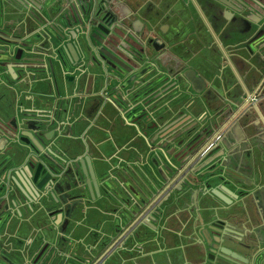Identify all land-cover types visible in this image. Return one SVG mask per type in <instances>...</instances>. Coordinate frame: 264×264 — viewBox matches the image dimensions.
I'll return each mask as SVG.
<instances>
[{
  "label": "flooded vegetation",
  "instance_id": "obj_1",
  "mask_svg": "<svg viewBox=\"0 0 264 264\" xmlns=\"http://www.w3.org/2000/svg\"><path fill=\"white\" fill-rule=\"evenodd\" d=\"M32 4H44L46 19L41 23L27 20L26 33H37L23 41L30 45V58L45 56L44 61L31 62L25 76L14 56L26 54L12 43L7 50L0 46V202L9 207L11 201L16 202L11 209L14 215L20 214L23 227L7 240L12 248L27 247L32 258L43 257L49 244L42 226L53 222L61 231L63 214L76 198L85 196L86 200L85 205L76 202L78 211L96 206L111 216L125 213L126 202L137 197L141 209L148 206L142 225L147 264H174L178 250L184 257L187 247L194 259L184 264H264V218L258 223L246 203L257 188H264V179L259 181L248 169L258 161L257 148L264 149V0H33ZM83 4H90L97 13L85 36L74 32L77 21L73 22L82 16ZM65 17L72 29L64 33L67 45L60 47L58 30ZM1 24L3 32L14 27V23ZM13 33L21 34L20 30ZM2 37L0 31V42ZM107 106L143 135V167H157L163 176L174 178L165 190L156 182L142 193L128 182L124 163L130 140L115 133L116 126L104 114ZM46 115L70 123L71 131L67 126L47 125ZM77 124L81 126L78 136L74 133ZM90 126L108 135L118 161L119 168L107 177V186L97 183L96 187L89 177L68 180L59 170L54 189L41 201L28 189L26 195L19 192L12 179L17 166L32 165L34 152L41 145L48 149L58 132H69L76 137L73 142L84 144ZM6 131L12 140L5 139ZM35 131L42 132L40 141L33 135ZM232 160L241 161L240 167ZM218 164L220 170L208 172ZM168 166L173 173L165 170ZM183 167L186 170L176 177ZM238 174L248 178L242 180ZM47 175L45 171L38 181L43 183ZM184 179L188 189L180 199L179 186L183 191L187 188ZM240 186L253 190L252 194L244 195ZM202 188L207 197L205 224L213 225L208 244L200 246L194 242L199 217L191 224L188 217L199 209L195 202ZM68 200H72L70 204ZM181 211L185 214L182 223L189 229L180 236L185 243L179 244L178 239L168 242ZM7 212L0 213V226L6 223ZM121 222L122 229L106 237L98 249L97 240H82L90 247L88 264L105 249L95 264H106L117 255L122 259L115 263H124L123 242L128 234L112 245L127 224ZM39 229L45 232L42 239ZM99 229L94 230L97 236L104 234L103 227ZM148 244L166 247L148 250ZM1 247L0 243V264H8L10 253ZM157 255H162L158 262Z\"/></svg>",
  "mask_w": 264,
  "mask_h": 264
},
{
  "label": "water",
  "instance_id": "obj_2",
  "mask_svg": "<svg viewBox=\"0 0 264 264\" xmlns=\"http://www.w3.org/2000/svg\"><path fill=\"white\" fill-rule=\"evenodd\" d=\"M33 0H0V22L1 27L4 23H14V27L10 31L3 32L0 28L1 34L3 37L1 38L0 46L1 48L7 50L12 43L13 47L15 49L20 50V53L24 52L26 56H14L15 59L18 61V67L21 69V72L27 76L29 74V68L31 66V62L34 61H44V57L40 60H33V58H30V51H29V44L24 43V38L27 36H30L34 33H37L36 30L30 31L29 33H26V26L25 22L32 21L34 23H41L46 19V12L47 8L44 6V4H32ZM41 3H44L45 0H38ZM87 1V0H85ZM90 4H83L81 6V14L82 16L78 19H75L73 21L77 25H75L74 32H77L82 35H86L89 28V22L95 15L97 17V13L93 12V8L89 6ZM264 17V15H262ZM68 20V21H67ZM264 23V22H262ZM74 27V26H72ZM71 28V23L67 17H65V23L59 24V30L60 34L58 35V42L60 47H62L64 41L63 37L65 36L64 33H69V30ZM20 30L21 34L15 35L13 32H16ZM22 32L25 34L22 35ZM43 38V37H42ZM62 43V44H61ZM67 44L64 43V46ZM44 55V54H43ZM13 66H17L14 64ZM44 68V67H42ZM37 111V110H36ZM40 112V111H39ZM242 113L244 115H247V108H243ZM45 121L47 125H57V126H67V130L71 131V124L66 123L65 120L59 121L58 119L53 118L51 115L45 116ZM39 125L41 122L38 123ZM59 129V128H58ZM7 135L5 139L12 140V135H10L7 131L5 132ZM33 135H37L36 139L38 137L42 136V132H36ZM40 138H38L39 140ZM73 139H76L75 136H72L69 132L63 133L58 132L54 138H52L48 145V149H44L43 146L38 142L41 147H39L32 157L33 164L27 167L17 166L13 170V181L15 182L19 192H21L23 195H26L27 189L30 191L31 194H33L36 198V200L41 201L42 197L47 193V191H52L54 189V186L57 182V178L59 177L58 171H64V176L69 179H76L84 177H89L88 180H92L94 185L97 187V183L107 186V177L111 176L108 174L107 176H103L102 178H99L97 176V171H99V168L103 164L102 158L104 161H107V158L102 157H94V159H90L87 156H84L83 154L75 155L73 158H71L69 155L72 153V151L76 148L78 143L72 141ZM40 141V140H39ZM78 147V146H77ZM259 155L257 157V162L254 164H251L248 166V169L253 172V175L257 176V178L262 180V168L261 164L264 163V149H258ZM201 153V150L197 151L195 156H199ZM213 159V158H212ZM211 159V160H212ZM99 160V161H98ZM232 162L240 167L241 161L239 160H232ZM221 166L218 164L214 168H210L208 172H214L218 169L220 170ZM156 170V172H155ZM170 174L173 173V167L168 166V168H165ZM186 170L184 167L180 169L176 173V177L183 174V171ZM45 171H48V178L43 181V183H40L38 179L40 176L45 173ZM6 172V171H5ZM4 172V174H5ZM109 172V170H108ZM149 172L152 175L151 178L146 179L147 183L143 181V183H140L142 179L138 177H132L127 176L128 178H133L132 184L137 187V191L139 192L145 190V187L152 186L153 184L159 183L161 186H164L161 191L165 190L169 185L174 181V178L170 179V176H163L157 167H149ZM202 175V174H201ZM114 176V175H113ZM175 177V178H176ZM238 178L244 180L245 178H248L247 175L238 174ZM195 180L196 177H195ZM98 181V182H97ZM203 181V180H202ZM88 182V181H86ZM85 182V183H86ZM184 185L187 184V188L183 191L181 186H179L178 190H180L179 198L186 196V192L188 189V181L183 180L182 182ZM44 184V185H43ZM88 184V183H86ZM144 184V187H143ZM252 184V183H251ZM245 186H249L246 182H244ZM253 185V184H252ZM264 186V183L261 184ZM260 185V186H261ZM89 187V185H88ZM240 190L243 192L244 195L252 194L253 190L251 191L249 188L246 189L243 186H240ZM90 189V188H89ZM204 188H202L201 192ZM66 191V190H65ZM156 196L152 198V201L155 199ZM199 201L195 202V207L198 209L200 205L202 204V207L204 209H207V197L206 192L203 191L201 195L199 196ZM17 204L20 205V201L18 198ZM72 200H68V204H70ZM85 196L82 198H76L75 204L71 205L68 212L63 214L64 217V224L62 225L61 231L58 229V227L55 225V223L46 224L42 228L47 232V240L49 244V249L47 252L44 253L43 257L40 258L42 254L36 255L35 258H32L34 254H32V250L30 248H12L10 243L7 241L11 236L13 237V233L23 230V227L20 226L21 218L20 214L16 212V215H14L13 210L11 209V206L14 207L16 202L13 200L11 201V206L9 207L8 204L1 203L0 208L2 210L0 213H4L5 211H8L6 214V223L1 224L0 229V243L2 244L1 248H5L10 254L7 259L8 264H21L28 261V264H59L62 261V264H88V261L92 259L91 255H88L90 252V247H87L81 239L76 241H69L67 238H69L68 229H73L75 226H77V222L71 218V214L73 213V210L75 209V205L78 202H81V205H85ZM77 202V203H76ZM201 203V204H200ZM72 204V203H71ZM230 204V203H227ZM147 205L144 206L141 209L139 199H129V201L126 202V208L125 213L118 215L114 214V217L117 220V227L122 224L121 221H123L126 226L123 228V230L115 236V238L112 241V245L117 243L118 239L125 233V234H131L133 233V229L136 226L143 225V212L147 209ZM89 208H94L97 210L96 206H90ZM79 212H83V210H79ZM47 213V211H46ZM54 213V210H53ZM215 215V214H214ZM16 216V217H15ZM19 217V218H18ZM17 219V221H16ZM122 219V220H121ZM129 221V223H128ZM211 223L204 224L201 223L199 228L196 229L198 238L194 241L196 244L203 246L205 243L208 244V238L211 237L210 230H212ZM122 229V227H119L117 230ZM13 230V231H12ZM71 231V230H70ZM37 232V231H36ZM39 239L43 238V234L45 232L38 230ZM43 233V234H42ZM37 236V235H36ZM57 236H62L64 239H58ZM133 236H136V233H134ZM213 239V237H212ZM137 246V245H136ZM81 248L83 251L81 252ZM139 248V246H137ZM107 249L102 250L98 256L95 258V260L91 264H95L98 262L100 258L104 255ZM13 251V254H12ZM32 254V256H31ZM29 260H25V258ZM39 259V260H38ZM60 261V262H59Z\"/></svg>",
  "mask_w": 264,
  "mask_h": 264
},
{
  "label": "crops",
  "instance_id": "obj_3",
  "mask_svg": "<svg viewBox=\"0 0 264 264\" xmlns=\"http://www.w3.org/2000/svg\"><path fill=\"white\" fill-rule=\"evenodd\" d=\"M79 127H81V126L80 125L78 126V124H77V126H76L77 129L74 132L76 134V136H78L80 133ZM84 135H85V139L84 140L82 139L84 144L80 145L79 144L80 142L78 143V145H77L78 147L76 146V148L69 155L71 158H73V156L79 155V154H83L84 156H87L92 160L94 159V157H98V154H101L102 157L107 158L108 156L106 157L105 154H108L107 152L111 148L114 150L112 143L109 140L108 135L104 131H101L99 129H96V128H93L90 126L87 129V131L84 133ZM114 135H115L114 140L116 142V140L118 138L116 137L117 136L116 134H114ZM78 139H81V137ZM113 153L114 152L112 151L111 154L113 155ZM99 157H100V155H99ZM148 168H149L148 165H147V168H146V166L143 167V178L144 179L151 178V174L149 173ZM261 168H262V179H264V163L261 164ZM262 181H264V180H262ZM246 203H247V207H248L249 211L251 213H253V215H255L259 219V221L257 219V222L262 223L261 218H264V188H260V189L257 188L254 191V194L250 198L246 199ZM94 210H96V209H94ZM98 214H100V215H98ZM98 214H96L94 212H90V213L86 214V210L83 212H79L78 209L75 208L73 210V213L71 214V218L77 222V226H75V228H73V229H70L71 231L68 229L67 232L69 234V238H67V240L76 241V240L81 239V240H83L85 242H89V243L97 240L96 241L97 249H98V247H101V245L103 243H105V241L107 240L106 237L114 236L115 231H117V229L119 227H117L116 220L115 221L112 220V219H114V214L109 216L107 213L100 211L99 209H98ZM94 217H97V220H98L97 223H93ZM178 217L181 220L179 223L177 221L174 225V228L176 230L174 235H176V237L174 235H172V237L169 236L167 238V240L169 242V241H173L174 239L175 240L178 239L177 240L178 243L181 244V243H185V242L181 241V240L185 241V239L183 236L182 237H180V236L188 233L189 229H187L186 226H184V224L182 223V218L185 217V214L182 213V211L178 214ZM198 217L200 220L198 219L199 222H198V224H196L197 223L196 218H198ZM103 218H104V220L102 221L103 226H101L100 223H101V219H103ZM188 219H190L189 220L190 224H191L192 220H196V223L194 221L195 225L200 226L199 225L200 223L205 224L207 222L208 213L202 207V204H201L197 211L189 214ZM110 220H112V221L109 222ZM108 222H109V224H108ZM97 227H98V229L103 227L102 231L104 230L103 231L104 234L101 233V235H99L100 237L99 236H96V237L93 236L94 230H95L93 228H97ZM133 231H134V233L137 232L140 235L139 236L138 235L133 236L134 233L133 234L131 233V234H128V236L124 240L123 246L125 248L123 249V252H122L123 256L122 257L125 258L126 260L123 261L124 262L123 264H134V263H132V260L135 261V264H147L148 263L147 259L145 258L143 260V227L141 225L136 226L133 229ZM98 237H99V239H97ZM136 245L139 246V248H137ZM153 245L148 244V246L146 248L147 249L150 248V250H153V249H155V248H153L154 247ZM163 247H166V246L163 245ZM187 249H188V247L185 248L184 257L182 255L183 252L181 253V251L178 250L179 253L176 256L175 261L173 262L174 264H184L185 262L187 263V261H192L194 259V254L192 253V251H190V250L188 251ZM119 255H120V253H119ZM158 256L159 255H157L155 258L157 262L162 259L161 258L162 255H160L159 257ZM117 257H118V255L115 257H110L108 259V261L106 262V264H115Z\"/></svg>",
  "mask_w": 264,
  "mask_h": 264
},
{
  "label": "rangeland",
  "instance_id": "obj_4",
  "mask_svg": "<svg viewBox=\"0 0 264 264\" xmlns=\"http://www.w3.org/2000/svg\"><path fill=\"white\" fill-rule=\"evenodd\" d=\"M104 114H106L107 116L110 117L109 120H108L110 122V124L113 125V126H116L115 133H119V134L125 135L126 139L129 138V140H130L129 141L130 142L129 143V145H130V147H129L130 154L127 156V159H126L127 162L124 163L125 167L128 170L127 173L125 172V175L126 176H132V177H135L137 179L139 177L140 179H142V181H140V183H143V145L145 146V142L143 140V135L139 134L138 129L136 127H134L133 125L125 124L124 120L122 119V117L118 116L115 113V111L113 110V108H111L109 106L105 107L104 108ZM120 127L123 128V129H121ZM112 151H113V149L111 148L107 152L108 154H105L106 157L108 156L107 161H104L103 158H102V155L98 154V157L100 155L99 159L102 158L101 160L103 162V164L99 168V171H97V176L99 178H102L103 176H107L108 174L110 175V173H112V170L114 171L115 169L119 168L117 166L118 161L116 160V155H114V154L112 155L111 154ZM160 156L162 158L163 154L160 153ZM164 161H165V159H164ZM108 170H109V172H108ZM148 171H149V168H148ZM155 172H156V170H155ZM132 181H133V178L132 179L130 178L128 182L132 183ZM132 185L130 184V187H133ZM170 193H171V196L174 195L173 192H170ZM89 203H91V202H89ZM89 205H92V204H89ZM90 212H94V213L98 214V209L97 210H93L91 208H88L87 211H86V214H88ZM98 215H100V214H98ZM97 222H98L97 217H94V222L93 223H97ZM93 229H97V228H93ZM95 234L97 236L96 232L94 233L93 236H95ZM154 247H155V249L156 248L159 249L160 247H163V245L162 244L161 245L160 244H155ZM119 259L121 260L122 258L117 257L116 261L118 262ZM132 263L135 264V261L132 260ZM115 264H117V263H115Z\"/></svg>",
  "mask_w": 264,
  "mask_h": 264
}]
</instances>
